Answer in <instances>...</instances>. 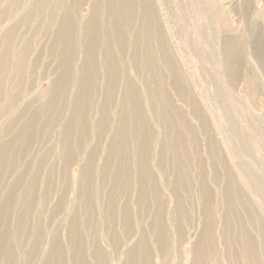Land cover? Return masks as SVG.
Listing matches in <instances>:
<instances>
[{
    "label": "rangeland",
    "instance_id": "obj_1",
    "mask_svg": "<svg viewBox=\"0 0 264 264\" xmlns=\"http://www.w3.org/2000/svg\"><path fill=\"white\" fill-rule=\"evenodd\" d=\"M0 264H264V0H0Z\"/></svg>",
    "mask_w": 264,
    "mask_h": 264
}]
</instances>
